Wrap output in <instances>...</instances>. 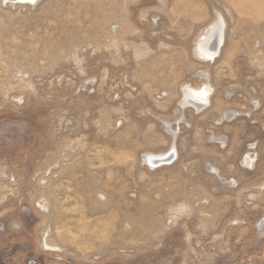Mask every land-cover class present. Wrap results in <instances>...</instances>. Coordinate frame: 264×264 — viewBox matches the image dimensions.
<instances>
[{"label":"rangeland","instance_id":"374dc122","mask_svg":"<svg viewBox=\"0 0 264 264\" xmlns=\"http://www.w3.org/2000/svg\"><path fill=\"white\" fill-rule=\"evenodd\" d=\"M0 264H264V0H0Z\"/></svg>","mask_w":264,"mask_h":264}]
</instances>
